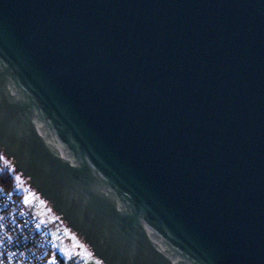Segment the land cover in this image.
<instances>
[{
  "label": "water",
  "instance_id": "1",
  "mask_svg": "<svg viewBox=\"0 0 264 264\" xmlns=\"http://www.w3.org/2000/svg\"><path fill=\"white\" fill-rule=\"evenodd\" d=\"M0 148L103 264H264V0H0Z\"/></svg>",
  "mask_w": 264,
  "mask_h": 264
},
{
  "label": "trees",
  "instance_id": "2",
  "mask_svg": "<svg viewBox=\"0 0 264 264\" xmlns=\"http://www.w3.org/2000/svg\"><path fill=\"white\" fill-rule=\"evenodd\" d=\"M0 152L7 157L1 148ZM8 160L10 169L3 166L0 155V264L82 263L77 259H67L61 253L59 243L67 240L63 228L56 221L37 216L34 213L37 205L29 207L25 204L23 193L16 190L15 173L18 171L14 168L13 160ZM39 222L42 223L40 226Z\"/></svg>",
  "mask_w": 264,
  "mask_h": 264
},
{
  "label": "rangeland",
  "instance_id": "3",
  "mask_svg": "<svg viewBox=\"0 0 264 264\" xmlns=\"http://www.w3.org/2000/svg\"><path fill=\"white\" fill-rule=\"evenodd\" d=\"M3 166L10 169L11 163L7 157L1 152ZM20 173V172H19ZM18 172L15 173L16 190L23 193L24 202L29 207L31 205H37L34 213L41 218H46L49 221H56V224L62 227L64 231V237L62 243H59L61 253L65 258H73L79 261H83L80 264H103L85 244L80 235H76L74 231L69 229L65 222L61 220L60 216L52 210L51 206L48 205L45 199H43L38 193H36L30 185H28L27 179L20 175ZM78 234V233H77ZM66 241V242H65Z\"/></svg>",
  "mask_w": 264,
  "mask_h": 264
},
{
  "label": "flooded vegetation",
  "instance_id": "4",
  "mask_svg": "<svg viewBox=\"0 0 264 264\" xmlns=\"http://www.w3.org/2000/svg\"><path fill=\"white\" fill-rule=\"evenodd\" d=\"M26 178V177H25ZM27 181H28V179H27ZM32 187V186H31ZM33 189V188H32ZM34 191H35V189H33ZM49 203V202H48ZM50 204V203H49ZM51 206V205H50ZM55 212V211H54ZM56 213V212H55ZM57 214V213H56ZM60 218H61V216H60ZM76 233V232H75ZM76 235L78 236L79 234H77L76 233Z\"/></svg>",
  "mask_w": 264,
  "mask_h": 264
},
{
  "label": "built area",
  "instance_id": "5",
  "mask_svg": "<svg viewBox=\"0 0 264 264\" xmlns=\"http://www.w3.org/2000/svg\"><path fill=\"white\" fill-rule=\"evenodd\" d=\"M41 224H42V223L39 222V223H38V226H40ZM1 256H2V254L0 253V257H1Z\"/></svg>",
  "mask_w": 264,
  "mask_h": 264
}]
</instances>
